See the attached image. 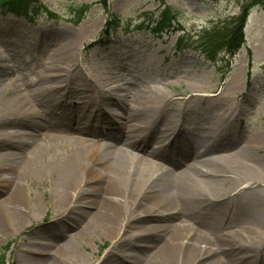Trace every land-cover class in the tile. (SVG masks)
<instances>
[{"label":"rangeland","instance_id":"1","mask_svg":"<svg viewBox=\"0 0 264 264\" xmlns=\"http://www.w3.org/2000/svg\"><path fill=\"white\" fill-rule=\"evenodd\" d=\"M40 1L57 17L44 12H30L23 17L0 8V61L7 65V71L0 75L2 90L7 94L23 90L49 70L54 90L59 93L69 90L70 96L53 106L57 111L52 112V119L61 120V113L68 111L70 102L77 109L78 124H86L91 118L80 115V110L84 105L87 112L101 106L100 91L95 89L99 79L106 82L115 72L120 77L136 78L141 86L160 88L177 100L173 103L164 98L163 104L166 112L174 113L175 121L179 110H184L181 114L186 121L184 130L192 126L202 127L210 134L218 130L217 139L211 142L218 156L228 158L232 153H248L257 177L264 183V5L252 3L246 7L244 40L228 55V61L222 59L223 52L211 61L203 52L206 46L200 44L199 36L214 29L229 33L247 0ZM164 6L173 18L168 28L156 32V21ZM65 55L70 56L72 70L68 71ZM66 75L69 84L64 80ZM74 87L86 91L84 104L73 93ZM114 99L116 102L108 114L115 125L127 126L121 115L133 104L129 101L127 108H123ZM3 110L0 106V119L4 117ZM108 126L102 122L100 129L109 132ZM161 127L157 125L158 131ZM135 135L147 140L144 131L136 130ZM31 136L27 133L24 141ZM41 139L47 145L40 140L28 158H22L27 168H23V162L19 164L20 156L16 155L8 160L7 168L0 170L8 177L13 172L20 174L19 194L26 201L23 221L9 219L0 223V264H50L63 243L75 237L80 238L81 256L65 258V264H94L105 254L123 264L148 262L151 250L141 249L148 237L133 239L134 228H128L127 240L122 243L116 241L117 235L106 234L98 226L89 228L88 215L95 209L89 199L95 182L82 185L90 196L78 201L79 207L68 212L58 207L53 197V165L67 151L45 134ZM149 150L148 146L144 148L146 154ZM247 184L234 187L224 203L220 202L218 212L205 218L208 225H196L200 234L210 240L219 238L221 232L228 237L234 235L247 221L243 220L245 216L234 215L239 209H245L248 202L255 208L264 207V186L244 190ZM1 189L0 182V199L5 196ZM34 196L40 202L37 208L32 205ZM250 241L238 251L254 249L253 261L242 264H264V241Z\"/></svg>","mask_w":264,"mask_h":264},{"label":"bare ground","instance_id":"2","mask_svg":"<svg viewBox=\"0 0 264 264\" xmlns=\"http://www.w3.org/2000/svg\"><path fill=\"white\" fill-rule=\"evenodd\" d=\"M64 59L68 71L72 70L70 56L65 55ZM6 71L7 65L0 61V75ZM119 74L113 73L114 78L106 82L99 79L95 89L100 91L101 106L87 112L84 105L80 110V115L91 118L86 124H78L77 109L70 102L68 111L61 113V120L52 119V112L57 111L53 106L70 96L69 90L61 93L54 90L49 70L25 89L13 90L11 94L2 90L0 78V106L5 111L0 119V170L7 168L8 160L16 155L20 156L19 164L24 163L22 158H28L45 134L67 151L53 165V197L58 207L63 212L79 207L78 201L90 196L82 185L95 182L89 199L95 207L88 215L89 228L98 226L106 234L117 235L119 243L127 240L125 235L130 228L135 229L133 239L147 236V244L143 243L141 249L151 250L152 256L145 264L252 262L254 249L238 251V248L250 240L264 241V207L255 208L246 203L245 209L234 215L245 216L243 220L247 221L238 233L229 237L221 232L217 239H206L196 226L207 224L205 218L218 212L220 202L224 203L237 184L248 182L244 190L264 186L248 153L236 152L228 158L218 156L211 143L217 139L218 130L213 134L196 126L184 130L186 121L181 116L184 110H179L175 121L174 113L166 112L163 104L164 98L176 103L174 97H168L160 88L141 86L136 78L127 79ZM64 80L69 84L67 75ZM72 91L81 104L86 102L85 90L74 87ZM114 98L123 108H127L129 101L133 104V108L121 115L128 121L124 122L127 126L115 125L109 115L111 105L116 102ZM102 122L109 124V132L100 129ZM158 124L163 126L159 131ZM136 130L144 131L147 140L137 137ZM27 133L32 135L31 139L24 141ZM160 145L162 148H158ZM146 146L150 149L147 154ZM27 167L24 163L23 168ZM19 177L17 172L11 177L0 173L1 190L5 193L0 199V223L9 219L23 221L25 200L19 194ZM39 204L34 196L33 207ZM79 242L77 237L64 242L57 255L51 257L50 264H65V258L80 257ZM43 245L49 248L48 244ZM110 257L105 254L94 264H123Z\"/></svg>","mask_w":264,"mask_h":264},{"label":"trees","instance_id":"3","mask_svg":"<svg viewBox=\"0 0 264 264\" xmlns=\"http://www.w3.org/2000/svg\"><path fill=\"white\" fill-rule=\"evenodd\" d=\"M246 2L247 3L243 6L240 15L237 16V23L234 27H231L229 33H226V31L219 33V30L214 29L208 33L207 31L203 32V35L199 36L200 44L206 46L203 49V52L211 61H215V58L220 52H223L222 59L228 61V55H232L244 40L242 27L243 20H245L246 7L252 3H261L264 5V0H247ZM0 8L23 17H28L30 12H35L36 14L44 12L54 18L57 17L56 14H54V12H52V10L40 0H0ZM81 11H83V9ZM172 18L173 15H170L168 8L164 6L160 18L156 21L157 26L155 31L159 32L168 28L171 24ZM194 41H197V38H195ZM226 55L227 57L224 58Z\"/></svg>","mask_w":264,"mask_h":264}]
</instances>
